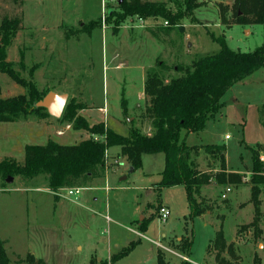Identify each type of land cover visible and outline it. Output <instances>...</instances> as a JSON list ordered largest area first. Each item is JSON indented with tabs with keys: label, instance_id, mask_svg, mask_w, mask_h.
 <instances>
[{
	"label": "rangeland",
	"instance_id": "374dc122",
	"mask_svg": "<svg viewBox=\"0 0 264 264\" xmlns=\"http://www.w3.org/2000/svg\"><path fill=\"white\" fill-rule=\"evenodd\" d=\"M148 1L183 16L173 25L167 24V34L151 32L166 26L165 19L143 18L139 27L138 16L131 15L120 23L116 33L113 26L106 31L95 26L79 38H66V26H84L100 17L101 22L104 18L106 25H112L114 18L122 14L117 0H23L21 4L0 0V20L3 15L22 18L20 29L6 47L5 60L26 80H30V69L34 67L31 79L37 89L67 93V103L71 101L76 107V114L79 106H86L84 113L90 124L103 122L122 135L131 128L150 134V122L143 119L145 96L143 100L137 95L147 69L163 61L164 77L177 76L178 67L218 52L220 45L215 38L222 36L230 49L253 51L263 41V26L224 24L223 9L229 21L240 11L235 0H195L198 7L191 11H185L183 0ZM110 11L114 14L108 20ZM118 63L121 66L116 68ZM263 72L264 67L256 71L252 76L254 82L248 83L244 93L239 86L226 92L222 97L225 105L214 119L207 120L201 131L181 133L188 145L224 144L227 169L245 173L242 185L226 193L225 198L221 194L226 186L213 180L201 187L199 198L208 208L201 217L189 219L182 185L156 187L164 166L163 153L143 154L141 166L129 172L120 146L114 145L107 149L108 160L116 158L119 163L106 169L104 178L86 185L92 188L82 186L79 194L69 198L55 196L43 176L25 179L8 174L12 181L7 183V176L3 179L0 174V240L10 263L26 264L24 259L31 253L45 264H97L99 257L106 258L126 248L127 254L111 264H156L158 249L164 253L165 261L178 264L182 259L176 253L183 257L185 254L177 248V238L191 235L190 261L216 264L214 255L206 248L221 225L226 242L234 241L238 264H264L262 192L258 230L248 226L254 216L250 202L251 148L264 146V123L260 116L264 86L259 82L264 79ZM0 90L3 98L25 93L22 86L2 72ZM123 90L126 113L121 104ZM231 93L239 96L238 103L233 102ZM60 117L30 115L14 122H0V161L14 158L22 162L28 144L43 145L48 139L74 144L90 137L85 130L73 129L72 123L65 130L66 124ZM58 129L63 134L57 135ZM259 155L264 163V150ZM196 161L203 171L218 169L217 162L202 153ZM124 175L126 179L119 181ZM161 202L170 203L171 212L165 222L156 217V207ZM143 216L148 219L144 231L137 225ZM157 241L169 251L159 247Z\"/></svg>",
	"mask_w": 264,
	"mask_h": 264
},
{
	"label": "trees",
	"instance_id": "16d2710c",
	"mask_svg": "<svg viewBox=\"0 0 264 264\" xmlns=\"http://www.w3.org/2000/svg\"><path fill=\"white\" fill-rule=\"evenodd\" d=\"M14 4H21L23 0H9ZM118 3V1H117ZM185 11L198 7L195 0H183ZM241 11H236L234 19L226 18L224 9L221 20L224 24H252L263 26V41L253 51L242 52L230 49L222 37L218 41L219 51L195 58L188 66L178 67L179 75L166 79L163 61L156 62L157 66L147 69L144 79V96L146 99L143 119L151 125V133H142L138 128H131L126 135L119 134L106 127L103 122L89 124L85 117L76 114V107L66 103L61 122L72 123L75 130H85L90 137L74 144H60L48 139L45 144H28L24 147L23 161L5 158L0 161V174L3 179L8 174L33 179L43 176L47 188L55 191L60 188L86 186L95 179L105 176V150L111 146H120L121 154L126 157L128 165L133 170L141 166L143 154L163 153L164 166L160 171L157 188L182 185L184 187L189 219L193 220L208 208L205 201L199 198L200 189L212 180L218 185L238 187L243 183V175L226 171V147L224 144L188 145L181 137L182 131L186 135L201 131L208 119L214 117L222 108V97L235 83L243 80L255 71L264 67V0H235ZM118 7L122 14L114 18L113 30L116 31L120 23L128 16L138 18L159 16L167 24L173 25L182 14L170 13L163 5L148 0H121ZM224 8V7H223ZM114 12H108L113 17ZM102 18V17H101ZM101 18L85 23L80 29L67 30L66 37H78L81 32H90L91 28L101 22ZM20 16L3 15L0 20V72L5 73L16 84L25 89V93L3 98L0 95V122H14L30 115L38 118L50 116L44 108H35L33 104L40 100L49 90L39 91L32 81L34 67L30 69L31 78L20 77L5 60V50L12 38L21 27ZM104 20V18H103ZM105 21V20H104ZM163 21V22H164ZM169 26H159L151 29L152 34L159 32L167 34ZM1 92V90H0ZM123 112H126V101L121 100ZM86 106H79L84 109ZM260 116L264 123V102L260 109ZM100 136V139H93ZM264 146L256 145L251 148L252 165L250 175V202L254 216L248 226L258 230L259 194L264 193V163L260 160L259 152ZM210 156L218 164L215 171H203L199 168L196 158L200 154ZM160 204L157 205L156 211ZM148 219L138 223L140 230H146ZM246 227V226H244ZM239 232V231H238ZM184 235L177 242V248L188 257L190 254L191 235ZM0 240V264H11L9 257ZM132 246V245H131ZM130 246V247H131ZM128 247V248H130ZM126 249V248H125ZM122 249L112 254L109 262L116 261L127 254L128 249ZM214 255L216 264H238V255L234 242H226L223 230L215 232L213 239L207 245L206 252ZM164 253L158 249L156 264H171L164 260ZM228 256V258L226 256ZM26 264H45L42 259L35 258L31 253L24 259ZM16 262L15 264H18ZM107 260L97 264H107ZM178 264H194L182 259Z\"/></svg>",
	"mask_w": 264,
	"mask_h": 264
},
{
	"label": "crops",
	"instance_id": "0c3cea01",
	"mask_svg": "<svg viewBox=\"0 0 264 264\" xmlns=\"http://www.w3.org/2000/svg\"><path fill=\"white\" fill-rule=\"evenodd\" d=\"M101 18V17H100ZM90 21H93V20H90ZM89 21V22H90ZM89 22H86V23H89ZM81 27L83 26V24H81L80 25ZM68 27V26H66V27H63L64 29H63V31L65 30H70V31H72V30H75V29H80L81 27ZM96 26H100V28L102 29V30H104V31H106L109 27H111V26H113V25H106V23H105V21L104 20H102V22H100L98 25H96ZM120 26L121 25H119L118 26V29L116 30V31H114L115 33L119 30V28H120ZM95 27V26H94ZM94 27H92L91 29H93ZM133 27V26H132ZM139 27H141L140 25H139ZM59 29V28H58ZM60 31H61V29H59ZM114 32H112V34H114ZM81 33H83V32H81ZM81 33H79V35L81 34ZM65 35H66V33H65ZM79 35H78V37L77 38H79ZM66 37V36H65ZM70 37H73V38H76V36H69V37H66V38H70ZM116 56V54L113 56V57H115ZM121 66V63L119 64H117V65H115V67L117 68V67H120ZM254 75H256V71L254 72V73H252L251 75H249V76H247L246 78H244L243 80H241V81H239V82H237V83H235V84H233L226 92L228 93V92H233V90H234V88L236 87V86H239L238 88L239 89H241L242 91H243V93H244V91H247V85H248V83H251V82H254V80H252V76H254ZM262 75H263V77H264V72L262 73ZM144 79H145V75H144ZM251 79V80H250ZM259 82H261V85H263L264 86V79H262V80H260ZM143 86H144V82H143V85H142V89H140V90H138V92H137V95H138V98H140V99H143L144 100V91H143ZM226 92H225V94H226ZM126 93V91L125 90H123L122 91V99H125L124 98V94ZM231 94H233V102H235V103H238V100H239V96H237L235 93H231ZM240 97H242V96H240ZM231 98H232V96H231ZM121 99V100H122ZM125 101H126V99H125ZM264 102V101H263ZM225 105V103H224V101H223V106ZM222 106V107H223ZM98 109L99 110H103L101 107H98ZM123 109V108H122ZM221 110V109H220ZM84 109H81V110H79V114L80 115H82L83 117H85L86 118V120L88 119V116H86V114L84 113ZM126 111H127V101H126ZM220 112V111H219ZM124 113V112H123ZM126 113V112H125ZM221 115V114H220ZM216 116H214V117H212V119H214ZM220 118V117H219ZM210 120V119H209ZM88 121V120H87ZM89 122V121H88ZM90 124V123H89ZM191 133H193V132H191ZM191 133H189V134H191ZM188 134V135H189ZM226 136H228L227 134L225 135V138H226ZM185 139H186V136H185ZM53 140V139H52ZM55 141V140H54ZM57 142V141H56ZM59 143V142H58ZM61 144V143H60ZM226 155V154H225ZM226 159V158H225ZM215 170H217V169H215ZM214 170V171H215ZM226 171L227 172H236V173H240L241 175H243V178H245L244 177V172H241V171H230L229 169H227V167H226ZM251 173V172H250ZM45 180V179H44ZM159 180H160V176H159ZM158 180V181H159ZM46 182V181H45ZM176 186H179V185H175V186H171V187H168V188H172V187H176ZM241 186V185H240ZM93 186H86V187H84V188H92ZM165 188V187H164ZM167 188V187H166ZM227 188V187H226ZM225 188V189H226ZM230 188V187H229ZM233 188L234 187H232V190H231V188H230V191L229 192H227V193H231L232 191H233ZM236 188H239V186L238 187H236ZM225 192V190L223 191V193ZM93 199H95V198H93ZM252 204V203H251ZM160 206H165V207H167L169 210H170V212H171V209H170V203L169 202H167L166 204L165 203H160ZM252 209H253V206H252ZM136 211H139V208H137L136 209ZM202 216V214L200 215V217ZM156 217H157V214H156ZM144 218H147L146 216H143V219ZM140 221H138V223H139ZM138 223H137V225H138ZM146 230H147V226H146ZM140 235H142V233L140 234ZM181 237H178L177 239L179 240ZM232 242H234V241H232ZM166 247V246H165ZM192 247V246H191ZM178 256H180L181 257V259H187V260H189L190 261V259H189V256L188 257H183V256H181L180 254H178V253H176ZM112 254H110L108 257H106V258H103V257H99V259H98V262L97 263H99L100 261H103V260H107V264H111L112 262H109V258H110V256H111ZM190 255V254H189ZM192 262V261H191ZM192 263H194V262H192ZM194 264H196V263H194Z\"/></svg>",
	"mask_w": 264,
	"mask_h": 264
},
{
	"label": "built area",
	"instance_id": "2783aa9c",
	"mask_svg": "<svg viewBox=\"0 0 264 264\" xmlns=\"http://www.w3.org/2000/svg\"><path fill=\"white\" fill-rule=\"evenodd\" d=\"M138 22L140 23L139 25L142 26L143 25V19L141 18H138ZM164 25H167V22L164 21L163 22ZM70 124H66L64 125V129H69V126ZM56 134L57 135H61L63 134V130L61 129H58L56 130ZM226 138H228V136H226ZM108 149V148H107ZM107 149L105 150V153H104V162H105V170L110 168L112 165L114 164H118V160L116 158H113L111 161H109V156H108V152H107ZM263 158H261L262 160ZM84 188L83 187H80V186H74V187H66V188H60V189H57L55 191H51L55 196H58V197H65V198H69L71 195H77L79 194ZM63 191H66V192H63ZM230 191V188L227 187L225 189V192L221 194V198H225L226 197V193ZM156 214H157V219L160 221V222H165L167 220V218L169 217L170 215V210L165 207V206H159L158 210L156 211ZM159 247L161 248H164L166 249L167 251H169V249L163 245H161L159 243V241L155 242Z\"/></svg>",
	"mask_w": 264,
	"mask_h": 264
},
{
	"label": "water",
	"instance_id": "95a60500",
	"mask_svg": "<svg viewBox=\"0 0 264 264\" xmlns=\"http://www.w3.org/2000/svg\"><path fill=\"white\" fill-rule=\"evenodd\" d=\"M118 3L121 2V0H117ZM68 94L67 93H57L55 91L49 90L40 100L36 101L33 106L35 108H44L46 112L54 118H59L62 115V112L64 110V107L67 103ZM133 169L130 166L129 172H131ZM126 179V176H122L119 181H123ZM12 177L7 176L6 182H11Z\"/></svg>",
	"mask_w": 264,
	"mask_h": 264
}]
</instances>
